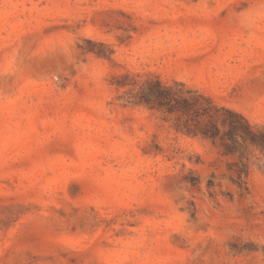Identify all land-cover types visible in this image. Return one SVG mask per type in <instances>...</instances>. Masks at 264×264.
I'll use <instances>...</instances> for the list:
<instances>
[{"label": "rangeland", "instance_id": "obj_1", "mask_svg": "<svg viewBox=\"0 0 264 264\" xmlns=\"http://www.w3.org/2000/svg\"><path fill=\"white\" fill-rule=\"evenodd\" d=\"M124 74L263 128L264 0H0V264H264V150L239 188Z\"/></svg>", "mask_w": 264, "mask_h": 264}, {"label": "trees", "instance_id": "obj_2", "mask_svg": "<svg viewBox=\"0 0 264 264\" xmlns=\"http://www.w3.org/2000/svg\"><path fill=\"white\" fill-rule=\"evenodd\" d=\"M117 85L132 86L126 104L160 112L175 132L206 140L219 148L223 156H237L239 163H235V168H229L233 175L231 179L239 188L246 187L249 174L247 148L264 150V127L252 126L241 114L216 105L210 97L197 91L179 93L176 87L183 88V84L170 86L152 76L138 83L124 74Z\"/></svg>", "mask_w": 264, "mask_h": 264}]
</instances>
